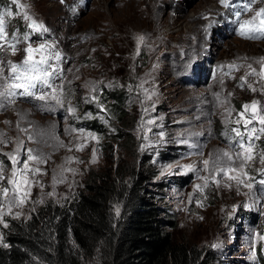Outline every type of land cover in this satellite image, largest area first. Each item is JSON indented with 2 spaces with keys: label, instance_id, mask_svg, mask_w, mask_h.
<instances>
[{
  "label": "rangeland",
  "instance_id": "1",
  "mask_svg": "<svg viewBox=\"0 0 264 264\" xmlns=\"http://www.w3.org/2000/svg\"><path fill=\"white\" fill-rule=\"evenodd\" d=\"M1 1L0 14L12 12L5 16L8 38L21 42L15 54L11 49L0 51V59L5 56L6 61L18 63L26 55L23 49L31 44V29L22 18L24 13L50 27L48 44L45 36L36 37V47L48 46L44 54L50 64L57 60V53L70 58L63 83L59 75L52 81L62 86V104L18 94L0 107V153H11L21 145L17 179L25 161L41 170L29 174L30 195L22 208H12L9 215L5 205L3 221L10 226L26 220L35 207L50 199H71L92 174L111 175L119 163H137L147 179L146 192L174 241L202 252L201 261L206 264H264V240L260 239L264 236V185L258 183L264 179L259 143L264 134L254 139L255 158L245 169L254 178L252 189L212 171L211 163L223 152L232 153L237 138L228 129L244 131L235 123L243 105L250 110L255 101L257 112L264 114L261 33H249L258 38L246 39L237 25L221 44L216 32L205 36L209 20L194 18L203 16L201 9L207 6H213L214 12L216 5L229 10L217 0H79V10L71 3L74 0H19L23 7L11 6L8 11ZM249 3L253 10L244 12ZM232 5L241 14L239 20L246 21L264 8V0H238L230 9ZM11 28L17 33L12 34ZM209 36L213 45L207 43ZM202 52L211 59L203 77L213 76L216 69L217 73L215 81L200 84L192 82L190 68ZM100 88L131 93L121 104L124 125L119 126V116L112 122L128 125L125 134L134 138L132 148L113 139V124L103 122L92 110L82 113L83 105H102L111 112L109 103L102 102ZM91 97H100L99 102ZM88 119H95L91 128L85 126ZM249 127L259 130L261 125L256 120ZM26 149L45 162L28 161ZM0 160L6 165L4 175L10 176L11 162L3 155ZM204 160H209L207 167ZM7 228L0 223V247Z\"/></svg>",
  "mask_w": 264,
  "mask_h": 264
},
{
  "label": "trees",
  "instance_id": "2",
  "mask_svg": "<svg viewBox=\"0 0 264 264\" xmlns=\"http://www.w3.org/2000/svg\"><path fill=\"white\" fill-rule=\"evenodd\" d=\"M118 93L103 90L101 99L111 108L113 139L132 148L128 125L119 127L125 122L121 104L131 93ZM116 116L119 126L112 122ZM259 143L264 152V138ZM146 183L137 163H119L111 175L92 174L71 199H50L8 226L0 264H206L202 252L165 232Z\"/></svg>",
  "mask_w": 264,
  "mask_h": 264
},
{
  "label": "snow or ice",
  "instance_id": "3",
  "mask_svg": "<svg viewBox=\"0 0 264 264\" xmlns=\"http://www.w3.org/2000/svg\"><path fill=\"white\" fill-rule=\"evenodd\" d=\"M12 4H15L17 8H22L23 5L19 3V0H11ZM220 4L225 7H231V0H219ZM253 9L251 4H245L243 11L251 12ZM5 16H12V12H5L0 14V51H6L11 49L15 54L17 51V44L21 41L13 37L11 40L8 38L6 31ZM241 14L238 13L237 17L240 18ZM23 20L29 21L27 27L32 31H48L43 25L37 24L27 13L23 14ZM239 34L246 39L258 38L249 33H261L264 34V8H260L255 12V15L244 21L240 25ZM141 40L143 37L140 38ZM45 44L39 45L37 48H33L29 44L23 49L25 56L20 62H12L10 60L0 59V107H4L3 101L14 100L19 94L20 96L35 97L40 101L53 100L57 104H62L60 94L62 93V86L57 87L52 81L60 74V69L49 63V57L44 54L46 49ZM36 54H39V59H36ZM60 59L59 54L55 57ZM39 86V87H38ZM49 89L50 91H45ZM17 90H22L18 93ZM35 90V91H34ZM255 91V89H252ZM255 101L251 106V114L249 112V105L242 106L243 111L239 113V117L235 121L237 125L243 124L244 131H241L239 127L229 128V133H234L237 138L232 144V153L223 152L221 156L212 160V171H218L228 177L229 180H235L237 184L243 185L249 189L253 188L254 178L251 177L245 170L249 164L254 160L252 152L254 139H259L260 134H264V114L257 112ZM247 115L246 119H242ZM258 120L261 127L257 130L255 127H249L253 121ZM31 139V137H29ZM21 145L17 144L16 149L11 153H0V155L6 156L11 162V175L5 176L6 165L3 160H0V223L5 228L8 224L3 221V209L5 205L8 207V214L13 215L12 208H22L26 203L30 193L29 187V174L36 175L41 170L38 167L30 168L27 161H25L19 169L20 178L17 179V165L20 161L17 156L20 153ZM71 150V149H69ZM28 161H35L37 163L45 162L40 155H32V149H26ZM237 162L239 166L237 167ZM261 164H264V154L260 156ZM203 164L207 167L209 160H204ZM189 169L191 166H188ZM239 172L238 176L228 175L229 173ZM260 175L264 177V170L260 171ZM247 177V180L245 179ZM6 182V183H5ZM56 182V177H53V183ZM260 185H264V179L258 181ZM41 187H43L41 185ZM199 187V186H197ZM261 194L264 195V189H261ZM49 196L53 193L49 192ZM117 212L119 210L117 209ZM20 213H15V217H19ZM260 239L264 240V236H260ZM7 247V245H4Z\"/></svg>",
  "mask_w": 264,
  "mask_h": 264
},
{
  "label": "bare ground",
  "instance_id": "4",
  "mask_svg": "<svg viewBox=\"0 0 264 264\" xmlns=\"http://www.w3.org/2000/svg\"><path fill=\"white\" fill-rule=\"evenodd\" d=\"M235 1H238V0H231V4ZM64 3L66 5L71 6L70 2H64ZM71 3L73 5L77 4L74 7L79 10V8H80V1L79 0H74ZM65 4H62V5L65 6ZM217 4H220L219 0H217ZM184 6H186V3L184 4ZM207 7L208 8L201 9V12L204 11L203 12L204 14H202L203 16H199V19H197L198 17L196 16L194 18V20L200 21L203 18L207 19V21L209 20V22H208L209 26L208 27H210V29H207V31H205V36H208L211 31L216 32L218 39L220 41V44L223 42V39L227 35H229V33L235 32V27L237 25L240 26L244 22V21H240L237 18L238 10L233 5H232L231 9L228 7L229 10L221 9L218 5H216L215 12H214L213 6H207ZM67 18L69 20L71 19L70 13L67 15ZM72 19L74 20L75 18L72 17ZM228 30H231V31H228ZM260 38L262 39V42H264V34H261ZM210 39H211V36L208 37L207 43L210 42ZM205 41H206V38H205ZM210 44L213 45V41H211ZM207 46H208V44H207ZM207 46H206V48H207ZM204 53L205 52H202V54L198 57L200 59L197 60V62L194 60L193 65H191V68H190V70H192L191 75L194 76V77H192V82H197V83L201 84L202 82H204V83L207 82V80L208 81H215L217 69H216L215 74L213 76L208 75V76H206V78L203 77V74L206 72V70H207L206 68L208 67L207 64H209L211 62V59H208L207 55H205ZM3 55H4V53H3ZM211 58H212V56H211ZM1 59L6 60V57L4 56V58L2 57ZM213 59H214V57H213ZM186 73H189V72H186ZM203 78H205V79H203ZM180 82L184 83L183 79H181ZM185 88H192V87H185Z\"/></svg>",
  "mask_w": 264,
  "mask_h": 264
},
{
  "label": "clouds",
  "instance_id": "5",
  "mask_svg": "<svg viewBox=\"0 0 264 264\" xmlns=\"http://www.w3.org/2000/svg\"><path fill=\"white\" fill-rule=\"evenodd\" d=\"M44 22V21H43ZM47 25V24H46ZM48 26V25H47ZM63 53V52H62ZM64 54V53H63ZM64 56H65V64L61 67L62 68V72H60V75H59V79H60V83H63V81L65 80V76H66V73H67V70H66V68H67V63L69 62V60H70V58L67 56V55H65L64 54ZM261 74H262V77L264 78V65H262L261 66ZM39 87V86H38ZM35 91V90H34ZM103 91V89L102 88H100V92H102ZM101 97V96H100ZM99 97V98H100ZM99 98H95V97H91V101L92 102H95V103H98L99 102ZM256 108H257V110H258V107H257V105H256ZM82 110H83V112L82 113H85V114H87V113H90V111L92 110L93 112H94V115H100L101 117H100V119L103 121V122H108V116H107V114H108V112H107V110L102 106V105H97V106H95V107H91V106H82ZM256 110V111H257ZM249 113V112H248ZM109 114H110V112H109ZM247 115H249V114H247ZM247 115L245 116V118L244 119H246L247 118ZM74 119V118H73ZM79 120H76V118H75V123H80V122H78ZM94 121H95V119H93V120H91V119H88V120H86V123H85V126H87L88 128H91V127H93V125H94ZM90 122H92L93 124L90 126L89 125V123ZM110 125V124H109ZM80 126H82V125H80ZM240 126H241V128L242 129H244L243 128V124H240ZM250 126V125H249ZM264 262V260H262V263Z\"/></svg>",
  "mask_w": 264,
  "mask_h": 264
},
{
  "label": "water",
  "instance_id": "6",
  "mask_svg": "<svg viewBox=\"0 0 264 264\" xmlns=\"http://www.w3.org/2000/svg\"><path fill=\"white\" fill-rule=\"evenodd\" d=\"M249 112L251 113V109L249 110Z\"/></svg>",
  "mask_w": 264,
  "mask_h": 264
}]
</instances>
